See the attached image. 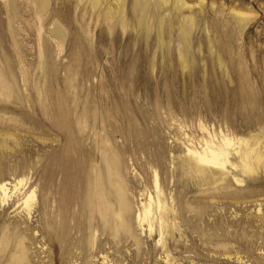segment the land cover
Returning a JSON list of instances; mask_svg holds the SVG:
<instances>
[{
	"label": "rangeland",
	"instance_id": "rangeland-1",
	"mask_svg": "<svg viewBox=\"0 0 264 264\" xmlns=\"http://www.w3.org/2000/svg\"><path fill=\"white\" fill-rule=\"evenodd\" d=\"M85 1L0 0V264H264V0ZM200 124L246 140L254 170L234 151L225 169L192 168ZM110 153L129 233L114 204L88 212L73 178ZM154 172L162 243L157 219L149 235L136 221Z\"/></svg>",
	"mask_w": 264,
	"mask_h": 264
},
{
	"label": "bare ground",
	"instance_id": "bare-ground-1",
	"mask_svg": "<svg viewBox=\"0 0 264 264\" xmlns=\"http://www.w3.org/2000/svg\"><path fill=\"white\" fill-rule=\"evenodd\" d=\"M33 1L35 3L37 12L43 11L48 5V0H33ZM85 2H87L89 6L95 8L96 6L100 4L101 0H86ZM138 3H139V6L143 8L146 4V0H141ZM120 7L121 9H123V6L119 4L118 5L111 4L105 8L106 10H104V12L107 16L110 15V17H112L113 16L112 14L115 13V11H117ZM143 21L145 20L143 19ZM119 22L121 23L123 27L126 24L123 19L119 20ZM61 27L62 26L56 23L50 29V34H52L54 38L57 39L58 43L60 42V45H62V43L65 40V36H66L64 29H62ZM59 98L60 97L58 96V100H57L58 102L55 103L56 105L55 110L58 113L59 112L62 113V111L64 110L62 108V102H60ZM93 108H95V106ZM200 128L205 131V133L207 134V137L201 138V144L198 147H196L193 144H191L190 146L188 145L186 146V153L188 154L187 160H188V163L191 164L192 168L198 171H201V172H205L207 169L211 170L213 167L225 169L226 164L228 163L233 164L229 159V155L231 151H234L235 153H238L239 155L240 166L242 168V171L252 172L254 170V167H253L254 165L252 161L254 160L259 161L260 154L254 152V149L249 147L246 140L239 139V138L236 140H233L231 137H228L226 135H221L220 137L217 138L215 137V134L208 131V129L203 124H200ZM112 159L113 158L111 156V153L107 156L106 155L102 156L101 165L99 166L93 165L94 169H93V166H91L93 169L92 172H89L84 162L81 164L80 168L78 164L75 167V170H78V172L75 173V176L73 178H74V181L77 182V185L78 183L80 184L82 183V192H83L82 204L84 202L86 205L90 207L88 212L90 211L92 212V210L95 209L96 212L102 213V211L113 209V207L116 206L118 210L120 211L119 213L120 216H116L112 219L114 223L113 228L116 230L117 227L119 226V227H122V229L126 233H129L130 226H131L130 225L131 217L129 213L130 203H129L127 196L124 195L125 188H124V183L122 179L120 178V175L118 174V172L116 173V171L113 170L114 160ZM68 160H70V158H67L65 162L69 163ZM61 171L64 175V183H65L64 188L68 189V184H70L69 178H66V175L68 172L67 170L65 171L63 168H61ZM20 181L21 179L18 180V184ZM153 183L156 189V199L153 200L150 193H148V199L146 201L140 202L141 209L139 212L136 213V221L140 226H143V225L146 226L145 228L147 229V232L149 235L153 231V222L155 219H157L159 230L161 231L159 233L160 235L157 239V242L162 243L161 241L162 240V235H161L162 228L166 224V221L164 220V217H163V212L166 210V205H165V202L162 201L159 197V191H160V188L158 186L159 179H158L156 172H154V175H153ZM8 191L9 190H8V187L6 186V182H1L0 183V198L2 200H6L7 197L10 195ZM33 197H34L33 189H30L29 191L27 190V192H23L21 199H22V203L24 204V206L29 208ZM100 217L104 224L106 223V221H108L107 216L106 217L100 216Z\"/></svg>",
	"mask_w": 264,
	"mask_h": 264
}]
</instances>
